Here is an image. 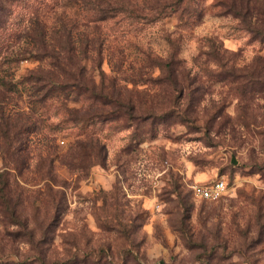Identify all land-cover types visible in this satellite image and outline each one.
Instances as JSON below:
<instances>
[{
    "label": "rangeland",
    "instance_id": "1",
    "mask_svg": "<svg viewBox=\"0 0 264 264\" xmlns=\"http://www.w3.org/2000/svg\"><path fill=\"white\" fill-rule=\"evenodd\" d=\"M187 1L161 11L156 6L160 0H137L135 7L89 6L91 0H0L8 12L0 9V264H41V259L45 264H136L133 255L140 264L138 243L125 247L130 232L116 230L111 222L124 210L122 205L131 206L137 218H151L139 242L144 244L156 235L153 213L168 214L165 206L171 199L165 193L180 189L185 176L194 183L226 174L229 189L222 197L201 199L190 188L186 196L191 203L180 199V221L189 220L191 228L167 233L164 247L170 264H187L189 259L193 264H228L233 241L247 238L254 229L256 236L246 240L241 252L248 264H259L255 249L264 244V162L258 160L264 152V38L258 32L264 30V15L254 25L249 17L264 14V7L259 0ZM38 27L45 31V48L34 39ZM58 34L64 35L63 43ZM221 49L230 54L223 64ZM202 58L217 67L205 68ZM74 61L84 65L80 86L72 84V74L79 73ZM32 73L69 83L54 89L44 104L58 105L62 97L71 108L63 114L57 109L59 119L47 129L56 134L59 151L54 155L40 136L41 121L33 118L43 108L35 98L43 91ZM181 101L183 116L177 113ZM83 105L87 108L81 113ZM94 106L102 111H89ZM145 108L162 110L143 116H155L145 129L150 133L147 147L123 143L125 116L131 119ZM158 123L163 128L157 130ZM172 127L178 129L174 135ZM89 129L111 140L100 145L98 165L84 171L63 163L61 156L90 154ZM258 138V144L252 143ZM109 152L129 157L123 163L117 159L114 180L107 167ZM221 155H228L230 164L218 168ZM232 165L239 167L226 173ZM76 172L81 174L75 175L79 183L73 187ZM110 184L115 210L107 214L108 196L96 193H107ZM97 207L105 211L103 219ZM213 216L217 224L212 240L219 243L209 244L198 229ZM30 223L40 228L45 247L33 251L35 229H29ZM136 227L133 222L132 231ZM179 243L193 254L190 258L173 254ZM158 260L165 264L163 257Z\"/></svg>",
    "mask_w": 264,
    "mask_h": 264
},
{
    "label": "clouds",
    "instance_id": "2",
    "mask_svg": "<svg viewBox=\"0 0 264 264\" xmlns=\"http://www.w3.org/2000/svg\"><path fill=\"white\" fill-rule=\"evenodd\" d=\"M152 2H155V0H152ZM165 0H160V5L163 6ZM118 3H125L127 4L128 7H135L137 0H132V3L128 4L127 0H104V3H100V0H91V5H95L98 7H107L108 4H118ZM253 3H256V0H253ZM259 5L261 7H264V0H259ZM123 15V13L121 14ZM261 13H253L249 17V22L250 24H256L262 17ZM119 18V17H118ZM244 38H247V34L244 35ZM221 54L223 56V59L220 60V63H225V61L229 60L230 54L224 52L223 49L220 50ZM186 55V53H184ZM206 58H202L201 63L205 68H208L209 66L212 68H216V64H204L203 61ZM235 63V60H232L231 62L225 64L226 68H231L232 64ZM87 108V105L81 106V113L85 111ZM57 109H59V113L63 114L65 112L71 111V108L68 105L67 101H64L63 98L61 97V102L58 105L54 106H48L46 105L43 108H40L39 111H37L33 118L41 121V132L40 136L42 138H45V143L50 144L53 149L55 150L53 152V155L55 154L56 151H59L58 149L55 148L56 145V139L55 133L48 132L47 129L52 126L53 122L59 119V116L56 115ZM184 109V101L180 102L179 107L177 108V113L180 116L184 115L183 112ZM89 111H102V109L99 106H94L93 109H90ZM161 109H156V108H145V109H140L138 113H133V118L129 119L127 115L125 116V122H126V127L123 132H121V136L124 137L123 143L127 144L129 140L132 141L133 147H136L137 142H139V148L143 149L147 147L148 144V137L150 133L146 131L145 129L147 128L148 125L151 124V120L155 118V116H150L148 120H144L143 116L148 115L149 113H154L155 115H160L161 114ZM238 118L240 120L243 119L242 114H238ZM175 119V117H173ZM203 119V116L201 114V120ZM199 122V121H198ZM157 130L163 128L162 124H157ZM255 127V126H253ZM261 127H264V124L261 125ZM170 134H175L178 129L176 127H172L170 130ZM88 136V147L90 154L87 157L80 158L77 155H65L61 156V161L65 164H69L72 167L75 168H83L84 171H88L89 169L93 168V166L98 165L99 163V157L103 156V153L99 152V147L101 144H110L111 140L109 139L106 141L104 139V133L100 132L99 130L96 131L95 134H93V131L89 129V131L86 133ZM214 135V134H213ZM216 139H220L219 137H216ZM260 140L259 138L255 141H252V143H259ZM107 151V149H106ZM222 149H217L216 153H221ZM214 153V155H216ZM117 159L120 160L121 163H123L124 159H129V157L125 156L123 153H120L119 156H117L115 153L109 152L108 154V161H107V167L109 169V172L113 174V180L115 176L119 175L118 172L115 171L116 169V161ZM170 162H172L171 156L169 157ZM258 160L260 162H264V152H261L258 154ZM178 162V161H177ZM243 162V161H242ZM145 163L151 164V161H148L147 159L145 160ZM216 167H224L225 165L230 164V160L228 158V155H221L218 156L216 159ZM160 168L163 169L164 172L168 171V167H166L164 164L159 165ZM238 165H232L230 168L226 169V173L230 172L233 168H238ZM174 171H181L183 172L184 170L181 168H175ZM80 172H76L73 176V187H75L76 184L79 183V181L75 180V175H80ZM197 174H199V169H197ZM215 177H213L214 179ZM227 174L224 176L220 177V181L223 183L224 181L227 180ZM189 179H192L190 177L185 176L182 183H181V188L178 190H174L169 193H165L166 197H169L171 199V203L165 206V213H168L165 215L164 213L156 212L153 213L154 216H156V228H155V237H149L148 241L144 244H139L141 240L144 239L146 233H145V228L146 226L151 223V218H146V217H135L133 208L131 206H128L126 204L122 205L123 211H120L119 214L111 220L112 224L114 225L115 229L121 232L128 231L130 232V239L125 241V247L129 246L132 241H135L138 243L140 247V253L143 259H141L140 264H145V261H147V264H159L158 257H163L165 264H170L169 261V249L165 248L164 245L167 243V233L169 230H174L178 233L183 234L185 231V227L191 228V222L189 220H184L183 224L180 221V199L184 198L186 204L191 203V197L186 196V193L188 192V189L196 187L195 184L189 183ZM121 183L123 184V181L121 180ZM139 183V181H137ZM95 186V185H94ZM53 189H56L58 186L57 185H52ZM261 187H264V185H261ZM110 190L107 193H99L97 191L96 195L100 196L103 198L105 195L108 196L110 204L109 208L107 210V214H111L112 211L115 209L112 207L111 201H112V196L113 192L111 190V184L109 186ZM123 190L126 192L128 191L127 186L125 185ZM79 191V189H77ZM159 191V188L157 189ZM201 190L197 188V192H200ZM155 195V193H153ZM122 200L124 199L122 194H121ZM54 205L50 207V211H54ZM96 211V214L100 216L101 219H103L104 215L106 214L105 211L99 207L94 209ZM189 214H191V207H189ZM163 217V219H161ZM133 222L137 226L134 231H132L133 227ZM216 218L213 216L211 219H208L207 223L200 226L198 229V232L200 235H203L208 238L209 244L212 243H219V241H213L212 240V235L215 234V228H216ZM42 227V225H41ZM55 224L52 225V228L49 230L54 231L55 230ZM29 229H35V235L34 238L30 241V243L33 245V251L37 246L39 247H45V245H42L40 243V228L37 227L36 224L30 223L29 224ZM256 236V231L255 229L249 233L247 238H236L231 246L229 247L230 252H234V254L231 256V259L228 261V264H248L245 256L242 254L241 249L244 247L246 240H250L253 237ZM158 237V239L156 238ZM188 237L185 236V240L187 241ZM198 241V237L195 238ZM180 240V236H177V241ZM153 249H156V254L153 255ZM261 249H264V244H260L256 249L255 252L257 256L259 257V264H264V251H261ZM23 251H27V246L24 247L22 250V255ZM179 251L180 255L182 257H191L193 254L190 253L186 248H184L183 243H179L177 248L173 250V254ZM219 253H223V248L218 249ZM29 255H32V252L28 253ZM59 257L63 256V253L58 254ZM187 264H193V261L189 259L187 261ZM195 264H198V262H195Z\"/></svg>",
    "mask_w": 264,
    "mask_h": 264
},
{
    "label": "trees",
    "instance_id": "3",
    "mask_svg": "<svg viewBox=\"0 0 264 264\" xmlns=\"http://www.w3.org/2000/svg\"><path fill=\"white\" fill-rule=\"evenodd\" d=\"M186 3H188L187 0H170V1H165L163 6L160 5V3H156V6L158 8H160L161 11H163V9L167 8V7H171L173 9H178L180 8L182 5L186 6ZM0 9L5 10L6 9V13L7 12V8L2 7V5H0ZM90 21V20H89ZM93 22V21H92ZM91 23V21H90ZM37 25H39V23H37ZM260 35L263 36L264 38V30H261L258 32ZM36 37H34V39L37 41H39L41 43V45L43 46V48H45L44 44V38H45V31L43 28L38 27V29L36 30ZM58 41H61L63 43L64 41V35L63 34H58V36L56 37ZM67 42V39H65V43ZM62 45V44H61ZM60 47V46H59ZM53 57H56L55 54H53ZM58 59H56L55 62H57ZM59 62V61H58ZM55 65H58L62 68L63 71H65V67L63 68V66H61V64L59 63H54ZM72 64L76 67V70L79 72L77 74H72L73 80L72 84L73 85H77L80 86L82 84V79H81V72L83 69L84 65H81L78 61H74V63L72 62ZM168 67H170V62L166 63ZM33 78V81H35L36 83H40V85L38 87H41L38 90L43 91L41 93V95L37 94L36 95V101H38L40 104H43L42 107H45V102L47 100V98H49L51 96V93L53 92L54 89H56L57 87L59 88H63V87H67V84L69 85V83H64L62 82V80H60L59 77H54L52 75L50 76H45L44 74L41 73H32L30 74ZM70 82V81H68ZM264 82V79H263ZM84 86V84H83ZM93 96H96L95 94H93ZM193 193V192H192ZM131 254V253H130ZM133 260H135L136 264H139V260L137 259V257L135 255H133L132 257ZM97 260V259H96ZM41 264H45L43 262V259H41ZM62 264V262H54V263H50V264Z\"/></svg>",
    "mask_w": 264,
    "mask_h": 264
},
{
    "label": "built area",
    "instance_id": "4",
    "mask_svg": "<svg viewBox=\"0 0 264 264\" xmlns=\"http://www.w3.org/2000/svg\"><path fill=\"white\" fill-rule=\"evenodd\" d=\"M193 184L196 185V187L192 188L194 196L201 199H218L226 194L229 189L228 181L226 180L222 183L220 178L210 181H196ZM197 188H199L201 191L197 192Z\"/></svg>",
    "mask_w": 264,
    "mask_h": 264
},
{
    "label": "water",
    "instance_id": "5",
    "mask_svg": "<svg viewBox=\"0 0 264 264\" xmlns=\"http://www.w3.org/2000/svg\"><path fill=\"white\" fill-rule=\"evenodd\" d=\"M233 162H234V163H237V160L234 158V159H233Z\"/></svg>",
    "mask_w": 264,
    "mask_h": 264
}]
</instances>
